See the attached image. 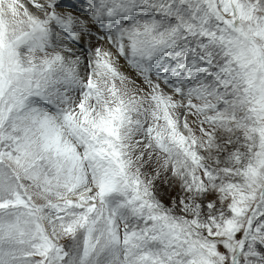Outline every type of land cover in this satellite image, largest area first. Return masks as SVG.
Segmentation results:
<instances>
[{
    "label": "snow or ice",
    "instance_id": "6c2138e0",
    "mask_svg": "<svg viewBox=\"0 0 264 264\" xmlns=\"http://www.w3.org/2000/svg\"><path fill=\"white\" fill-rule=\"evenodd\" d=\"M0 264H264V0H0Z\"/></svg>",
    "mask_w": 264,
    "mask_h": 264
},
{
    "label": "rangeland",
    "instance_id": "374dc122",
    "mask_svg": "<svg viewBox=\"0 0 264 264\" xmlns=\"http://www.w3.org/2000/svg\"><path fill=\"white\" fill-rule=\"evenodd\" d=\"M22 2H23V0H22ZM164 198H165V202H167V196H165Z\"/></svg>",
    "mask_w": 264,
    "mask_h": 264
}]
</instances>
